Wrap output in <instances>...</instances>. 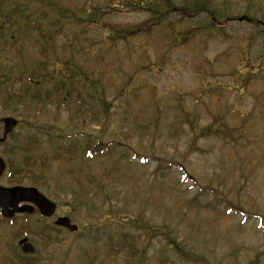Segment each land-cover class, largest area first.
<instances>
[{"label":"rangeland","instance_id":"1","mask_svg":"<svg viewBox=\"0 0 264 264\" xmlns=\"http://www.w3.org/2000/svg\"><path fill=\"white\" fill-rule=\"evenodd\" d=\"M138 1L0 0V119L21 121L0 145L13 173L0 185L40 184L57 204L27 224L0 215V264H264V0H208L253 18L215 33L181 0ZM17 3L30 20L20 32L3 16ZM33 71L42 100L26 93ZM139 215L156 232L122 249L140 230L124 220ZM57 216L78 231L47 229ZM26 226L34 254L17 248Z\"/></svg>","mask_w":264,"mask_h":264},{"label":"trees","instance_id":"2","mask_svg":"<svg viewBox=\"0 0 264 264\" xmlns=\"http://www.w3.org/2000/svg\"><path fill=\"white\" fill-rule=\"evenodd\" d=\"M161 1H162V4L167 5V6L170 7V3H169L170 1L169 0H161ZM195 1L196 0H191L190 4H192V6H195L198 11L204 10L206 8L205 5H203V4L200 7H198L199 3H196ZM189 2H190V0H189ZM15 6H16V8L11 10V11H9L8 13L3 12V16H5V15L12 16V20H11L10 24H11V26H16L17 25L18 26V32H20L21 29L26 28V27H30V20H29V15L23 13V12L26 11V8H27L26 4L17 3ZM0 7H1V3H0ZM184 9L185 10L187 9V10L191 11L190 7L187 4L184 5ZM151 10L154 13L158 14L160 16V18L166 16V14H167V12L166 13L162 12L158 8L152 7ZM0 11H1V9H0ZM7 19H8V17H7ZM36 30L38 31V33L40 34L41 37H45V33L41 29H36ZM2 31L3 30L0 29V32H2ZM130 32H133V31H130ZM130 32H118L117 34L125 35V34L130 33ZM16 34L13 35V37H17ZM127 36H129V35H126L125 38ZM20 37H24V32L20 33ZM47 62H49V60L48 61L46 60L45 62L41 60L40 63H37V64L42 68L44 66L46 67ZM27 80L28 81H38L39 82V81H42L44 79L42 78V76L39 73L37 74L36 71H33V72H31L29 74V77L27 78ZM30 86H31V83L29 82V85L27 86L28 88H26V90H27L26 93L27 94L31 93V94L36 95V96H38V95L41 96V92H40L39 89H37L35 92H31ZM61 86H63V85L61 84ZM61 86L56 85V94L58 95L57 98L59 99L60 103L63 104L64 101H65V99H64V97H65L64 89L65 88L67 89L69 87H67V86L64 87L63 86L64 87L63 88ZM70 87H72V86H70ZM93 87L95 88V91H96L97 95H99V97L102 98L101 105H106V101L104 100L105 96L102 95L101 90L99 91L97 89L98 85H95ZM13 93L16 94L15 92H13ZM18 95H19V97H22L23 93H20ZM78 96L81 97V95L77 93L76 97H78ZM100 144H103V143H100ZM100 144L98 143V145H93V150H99L102 147ZM35 186H40V184L39 185H35ZM16 221L17 220H14V222H16ZM120 221H121V219H117L116 220V222H120ZM24 222H25V224H27L29 222V217L28 216H27V218L24 219ZM124 222L125 223L127 222V225L129 227L136 226V227H139L140 230L136 231L133 234L131 232L124 233L123 238L121 240V248L122 249L125 248V247H129V248L131 247L130 249L132 251L137 252L138 251V246H137L138 242L144 239V235H146L145 231L147 230L149 232V235L156 232L154 230V228H152L153 226L151 224V221L147 220L146 218H144L143 215H139V216L133 217L132 219H129V220L128 219L124 220ZM17 223L18 224H22V221L19 220ZM47 229H48V227H47ZM156 230H158L160 235L162 234V238H164L166 240H170L171 239V236H170V234L168 232H166L165 227H161V228L156 229ZM41 232L43 233V230H41ZM28 234H29V230H28V226H26V227L22 228V230L20 231V234H18V235L21 236V235H28ZM42 236H44V235L42 234ZM17 257H18L17 261H13L11 264H19L18 261L20 259L24 260L23 258H21L22 257V253H21V255L19 254ZM30 258L32 259V260H29L30 264L36 263L37 260H34L32 257H30Z\"/></svg>","mask_w":264,"mask_h":264},{"label":"water","instance_id":"3","mask_svg":"<svg viewBox=\"0 0 264 264\" xmlns=\"http://www.w3.org/2000/svg\"><path fill=\"white\" fill-rule=\"evenodd\" d=\"M5 122V139L10 133L17 121L13 118L4 119ZM5 170V163L0 158V176ZM20 203H30L32 205H20ZM35 206L44 216H51L56 209V205L46 198L43 194L38 192L35 188H28L23 186H15L11 188H5L0 186V208L1 214L4 217H12L15 213L29 212L33 213ZM56 225L65 227L68 230L74 232L78 230L77 225H73L68 217H59ZM19 244L22 246L23 252L32 254L35 252V247L28 241L27 238L22 239Z\"/></svg>","mask_w":264,"mask_h":264},{"label":"flooded vegetation","instance_id":"4","mask_svg":"<svg viewBox=\"0 0 264 264\" xmlns=\"http://www.w3.org/2000/svg\"><path fill=\"white\" fill-rule=\"evenodd\" d=\"M169 3H172V2H169ZM203 3H206V5H207V3L209 4V2L208 1H205V2H203ZM228 6V4H224V7H227ZM222 11H224V13H223V15H212L211 13H209L208 11H206V10H204V12H202V13H204V14H209V17H206V19L207 18H209V20L212 22V23H215V24H217L218 26H219V28L220 27H223L224 25H226V24H231V23H237L238 21L240 22V21H244V20H246V21H248V22H253V18H247V17H245V18H243V19H241V17H236V15H230L229 13L231 12L228 8L226 9V10H222ZM257 21V23L259 24V23H261L259 20H256ZM262 69V68H261ZM20 99V101H21V98H19ZM15 118V117H13V116H6V117H4V118H2V119H0V124H3V133H2V135L0 136V145H3L6 141H7V139H8V137H9V135H11L12 133H13V131H14V129L21 123V121L19 120V119H17V118H15V119H17V124L15 125V127L13 128V130H12V132L3 140L2 139V137H3V134H4V130H5V122H4V119L5 118ZM0 157H2L1 155H0ZM3 158V157H2ZM4 159V158H3ZM5 161V163H6V170L7 171H10V168H8V164H7V161L6 160H4ZM6 176V173H5V175H3V176H0V180L2 181V179H4V177ZM8 177L10 178L11 176H10V174L8 175Z\"/></svg>","mask_w":264,"mask_h":264}]
</instances>
